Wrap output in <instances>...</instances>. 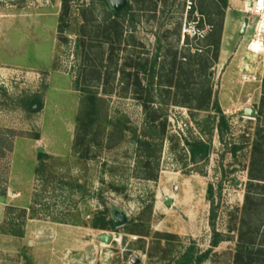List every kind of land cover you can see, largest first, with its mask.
<instances>
[{
  "label": "rangeland",
  "instance_id": "374dc122",
  "mask_svg": "<svg viewBox=\"0 0 264 264\" xmlns=\"http://www.w3.org/2000/svg\"><path fill=\"white\" fill-rule=\"evenodd\" d=\"M186 1L130 0L114 18L71 0L60 32L62 0H0V233L24 241L0 264H177L214 232L200 264H235L240 229L264 244V203L258 222L243 216L264 91L254 19L246 0ZM195 21L204 38L183 35ZM207 89L223 121L195 109ZM117 214L125 224L92 227Z\"/></svg>",
  "mask_w": 264,
  "mask_h": 264
},
{
  "label": "trees",
  "instance_id": "16d2710c",
  "mask_svg": "<svg viewBox=\"0 0 264 264\" xmlns=\"http://www.w3.org/2000/svg\"><path fill=\"white\" fill-rule=\"evenodd\" d=\"M69 1L70 0H62V10L59 16V31H63V20L64 17L69 12ZM219 4H221L224 8L226 7V0H216ZM117 14V13H116ZM118 15V14H117ZM115 29V26H113ZM222 23H219L217 29V36L216 38L209 43L215 48V56L217 54V49L219 46V41L222 35ZM111 30V29H110ZM109 31V29H108ZM109 36L107 37V39ZM213 43V44H212ZM203 50L197 49L195 54L200 56V60L203 59L204 54L202 53ZM202 57V58H201ZM155 60V59H154ZM208 68L207 63H200V70L206 75L205 71ZM262 88H264V84H262ZM195 97H200L203 99L204 104L202 106L196 107V110L199 111H208L211 108H214L217 114L219 115L221 121H223L224 116L217 104L214 102V106H210L212 103L211 97L212 92L211 89H207L203 92L194 93ZM89 103L91 104L89 111L87 112L89 116L93 114V107H94V98L93 95H88ZM257 119V126L254 132V137L252 141V148H251V161L250 166L248 169V182L245 185V193H244V200H243V216L248 218V221L245 220L246 225L250 224L251 219H255L257 222L262 215V211L260 210V205L264 203V91H262V95L260 98V103L258 106V112L256 115ZM92 120L90 119V122ZM89 122V123H90ZM143 146V144H140ZM198 150H203V147L200 146ZM194 152V151H193ZM41 155V154H39ZM214 216H212L213 219ZM244 223V224H245ZM110 226L111 228L114 227L113 220H105V217L97 219L93 222V228H102L105 226ZM258 227L260 225H257ZM22 233L14 234L21 236ZM168 235V234H167ZM222 240L220 238V234L218 232H214L212 236V240L210 242L211 248L218 246L219 242ZM211 248L206 250L205 252L199 254L193 261H190L189 256L191 254V250H188L182 260L179 261L177 264H200L208 255ZM264 257V244L257 245L255 242V238L251 234L245 233L243 230H239V234L237 236V245L235 247V253L233 261L235 264H253L257 258Z\"/></svg>",
  "mask_w": 264,
  "mask_h": 264
},
{
  "label": "built area",
  "instance_id": "2783aa9c",
  "mask_svg": "<svg viewBox=\"0 0 264 264\" xmlns=\"http://www.w3.org/2000/svg\"><path fill=\"white\" fill-rule=\"evenodd\" d=\"M246 4L248 5L247 11L252 14L251 16L254 19V40L258 41L261 46H264V0H246ZM193 5L194 0H187L185 6L186 12L192 9ZM199 23L200 21H195L194 23L184 25L182 29L183 35L195 39L204 38L207 31L211 29V26L209 24L199 25ZM177 188L178 187L175 186V189Z\"/></svg>",
  "mask_w": 264,
  "mask_h": 264
},
{
  "label": "water",
  "instance_id": "95a60500",
  "mask_svg": "<svg viewBox=\"0 0 264 264\" xmlns=\"http://www.w3.org/2000/svg\"><path fill=\"white\" fill-rule=\"evenodd\" d=\"M111 8L115 11L120 10L121 8H123L126 4H127V0H108ZM247 25V21L244 20L242 23V28H241V32L245 29ZM244 115L246 116H254L255 115V111L252 108H246L244 110ZM171 198H166L165 202L166 204H170ZM126 219L123 215L117 214L116 218L114 220V225L115 226H120L125 224ZM100 240L103 242H110L112 240L111 236L108 235H101L100 236Z\"/></svg>",
  "mask_w": 264,
  "mask_h": 264
},
{
  "label": "crops",
  "instance_id": "0c3cea01",
  "mask_svg": "<svg viewBox=\"0 0 264 264\" xmlns=\"http://www.w3.org/2000/svg\"><path fill=\"white\" fill-rule=\"evenodd\" d=\"M228 16H226L227 19ZM6 206V204L4 203V201H2L0 199V222L3 220L4 218V207ZM23 239V235L19 236V235H10V234H6V233H0V249L4 250L5 253H10L13 251L14 248V244H19L21 245V248L23 247L22 245L24 244V241H22ZM19 246V245H17ZM16 246V247H17Z\"/></svg>",
  "mask_w": 264,
  "mask_h": 264
},
{
  "label": "flooded vegetation",
  "instance_id": "af4514ba",
  "mask_svg": "<svg viewBox=\"0 0 264 264\" xmlns=\"http://www.w3.org/2000/svg\"><path fill=\"white\" fill-rule=\"evenodd\" d=\"M71 1V0H70ZM69 1V2H70ZM103 1V3L107 6V8H109V11H110V13L112 14V17H120L122 14H123V12L125 13L128 9H130V0H127V4L123 7V8H121L120 10H118V11H115V10H113L112 8H111V6H110V4H109V2H108V0H102ZM118 15H117V14ZM134 16V15H133ZM132 16V17H133Z\"/></svg>",
  "mask_w": 264,
  "mask_h": 264
},
{
  "label": "bare ground",
  "instance_id": "6f19581e",
  "mask_svg": "<svg viewBox=\"0 0 264 264\" xmlns=\"http://www.w3.org/2000/svg\"><path fill=\"white\" fill-rule=\"evenodd\" d=\"M248 7V5H246V8ZM250 46L251 48L256 52L258 51H264V46H261L260 43L256 40H253L251 43H250Z\"/></svg>",
  "mask_w": 264,
  "mask_h": 264
}]
</instances>
